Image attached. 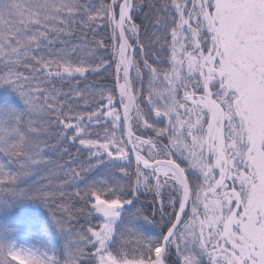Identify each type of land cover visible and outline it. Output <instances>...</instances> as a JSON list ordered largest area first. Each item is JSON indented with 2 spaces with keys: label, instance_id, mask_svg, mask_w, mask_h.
Wrapping results in <instances>:
<instances>
[{
  "label": "snow or ice",
  "instance_id": "6c2138e0",
  "mask_svg": "<svg viewBox=\"0 0 264 264\" xmlns=\"http://www.w3.org/2000/svg\"><path fill=\"white\" fill-rule=\"evenodd\" d=\"M8 83L0 194L42 200L65 252L0 264H264V0H0Z\"/></svg>",
  "mask_w": 264,
  "mask_h": 264
},
{
  "label": "trees",
  "instance_id": "16d2710c",
  "mask_svg": "<svg viewBox=\"0 0 264 264\" xmlns=\"http://www.w3.org/2000/svg\"><path fill=\"white\" fill-rule=\"evenodd\" d=\"M0 106L18 110L26 107L11 83L0 85ZM27 183L19 181L18 186L26 188ZM148 203L149 198L144 196L136 201L137 207H147ZM136 227L147 236H157L161 230L159 225L143 218L136 221ZM0 242H12L17 247L45 250L60 256L65 252L64 236L49 207L39 198L17 197L11 193L0 194ZM13 264L19 263L14 261Z\"/></svg>",
  "mask_w": 264,
  "mask_h": 264
},
{
  "label": "rangeland",
  "instance_id": "374dc122",
  "mask_svg": "<svg viewBox=\"0 0 264 264\" xmlns=\"http://www.w3.org/2000/svg\"><path fill=\"white\" fill-rule=\"evenodd\" d=\"M20 247H25V246H20ZM20 247H18V248H20ZM21 258H24L23 255H21ZM15 261H17L19 263L18 260H15ZM200 264H210V261H209V259H208V257L206 255H202L201 256Z\"/></svg>",
  "mask_w": 264,
  "mask_h": 264
}]
</instances>
